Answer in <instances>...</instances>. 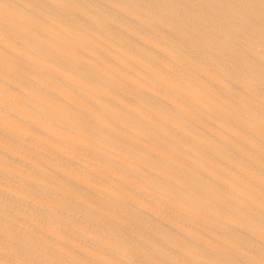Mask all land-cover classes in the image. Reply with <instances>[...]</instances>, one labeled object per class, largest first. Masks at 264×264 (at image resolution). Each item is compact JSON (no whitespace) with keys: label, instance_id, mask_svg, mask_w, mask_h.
Masks as SVG:
<instances>
[{"label":"bare ground","instance_id":"6f19581e","mask_svg":"<svg viewBox=\"0 0 264 264\" xmlns=\"http://www.w3.org/2000/svg\"><path fill=\"white\" fill-rule=\"evenodd\" d=\"M0 264H264V0H0Z\"/></svg>","mask_w":264,"mask_h":264}]
</instances>
